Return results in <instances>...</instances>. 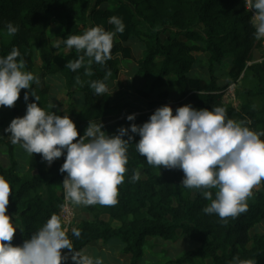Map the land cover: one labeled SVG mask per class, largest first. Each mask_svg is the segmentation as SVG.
I'll use <instances>...</instances> for the list:
<instances>
[{
	"label": "trees",
	"instance_id": "16d2710c",
	"mask_svg": "<svg viewBox=\"0 0 264 264\" xmlns=\"http://www.w3.org/2000/svg\"><path fill=\"white\" fill-rule=\"evenodd\" d=\"M79 4L80 0H0V56L16 47L26 70L34 73L40 63V83L32 84L40 98L37 103L58 115L68 114L79 133L77 139L89 121L102 122V130L114 135L121 126L147 121L160 106H171L175 115L177 107L189 103L209 110L223 106L230 118L264 130L263 44L254 36L244 0H86L80 8ZM112 15L123 19L125 31L114 37L111 59L105 65L93 62L92 75L86 74L85 67L66 68L68 60L82 53L64 54L67 47L55 48L54 35L60 33V39H66L95 25L113 30L108 23ZM9 21L19 30L7 40ZM199 56H206L204 65ZM123 62L132 65L123 71ZM108 71L109 91L94 94L90 82L103 80ZM231 85H235L239 107L224 99ZM26 91L30 93L21 89L14 106H0V175L13 189L7 209L19 228L11 241L14 246L22 245L53 213L61 217L62 182L67 175L59 171L66 153L51 165L40 153L30 154L27 167L17 161V144L11 143L4 129L35 100L30 93L26 102ZM125 94L137 103L123 101ZM133 113L135 120L128 121L126 117ZM131 135L118 202L80 206L84 214L75 216L72 227L80 229V237L72 235V228L68 230L75 249L120 240L125 252L134 256L131 264H138L150 238L166 242L185 238L195 247L178 254L174 264H230L234 257L264 264V234H252L264 221V181L247 199L246 212L226 219L206 214L202 209L210 201L202 190L180 185L181 169L149 165L135 150L139 135ZM134 170H142L145 177L133 181Z\"/></svg>",
	"mask_w": 264,
	"mask_h": 264
},
{
	"label": "clouds",
	"instance_id": "9594fccd",
	"mask_svg": "<svg viewBox=\"0 0 264 264\" xmlns=\"http://www.w3.org/2000/svg\"><path fill=\"white\" fill-rule=\"evenodd\" d=\"M244 4L247 10L255 9L249 19L255 38H264V0H244ZM108 23L114 25L113 30L90 26L82 34L68 35L54 43L55 48L64 44L82 53L78 59L68 60L66 68L76 71L85 67L86 74L92 75L93 62L105 65L111 59L114 37L125 31V24L117 15L110 16ZM6 29L14 35L19 26L9 21ZM110 76L108 71L103 80L90 82L94 94L109 91L105 81ZM33 82L39 84L40 77L26 70L18 48L0 56V106H14L21 89H29L35 98L27 103L25 114L12 119L4 131L10 133L12 144H19L31 155L40 153L49 165L66 153L59 171L67 173L62 182L67 203L113 206L118 202V186L124 180L128 147L134 138L131 134L139 135L135 150L146 157L149 165L181 169L184 176L180 185L202 190L204 198L210 201L202 209L206 214L226 219L246 212L253 187L264 181V130H253L248 122L230 118L223 106L197 109L189 103L177 107L174 115L171 106L163 105L147 121L121 126L114 135L102 130V122L89 121L84 134L77 139L79 133L68 114L58 115L37 103L40 98L32 88ZM30 93H24L26 102ZM126 118L134 121L136 114ZM131 179L140 180V170H134ZM12 191L10 182L0 175V264H62L69 258L73 264H103L101 257L74 248L67 228L55 213L22 245L14 246L11 241L18 225L7 209ZM71 232L77 238L81 235L79 228H72ZM63 249L68 252L62 255ZM230 264L256 261L234 257Z\"/></svg>",
	"mask_w": 264,
	"mask_h": 264
},
{
	"label": "rangeland",
	"instance_id": "374dc122",
	"mask_svg": "<svg viewBox=\"0 0 264 264\" xmlns=\"http://www.w3.org/2000/svg\"><path fill=\"white\" fill-rule=\"evenodd\" d=\"M86 0H80V4H79V8L81 7L82 3H84ZM199 31H202V27H198L197 28ZM55 36L54 41L56 42L58 39H60V33H57ZM4 37L9 40L10 36L8 33H4ZM75 49H65V51L63 52L64 54H68L71 53L72 51H74ZM137 50V49H135ZM138 56L141 55V53H139V50H137ZM262 55H264V46L261 52ZM200 57V58H199ZM199 63L204 65L206 63V56H199ZM37 68H35L34 70V74L36 75H40L41 71H40V63L37 62ZM132 64L130 62H123L121 68L124 70H127V68H129ZM235 89L232 90H228L226 91L225 97L224 99L226 100L227 103H231L236 107H239V100L236 98L235 95ZM127 92V91H126ZM231 92V93H230ZM233 92V93H232ZM234 94V98L232 97V95ZM123 101L126 100H130L132 103H137L136 100L133 99L131 94H125L122 98ZM197 109H201V108H197ZM16 158L17 161L19 163V165L22 167H27L28 163H29V159H30V154L28 152H26L19 144H17V150H16ZM141 172V177L144 178V174L142 172V170H140ZM259 184L254 186L252 189V194L256 193V190L259 188ZM75 206V216L77 214H79L80 216H82V213L80 211L81 208H83V205L80 206ZM105 220H109V218L107 216L103 217ZM76 220V218H75ZM260 225V226H259ZM258 228L252 231V234L255 233H260V234H264V222L262 224H259ZM262 229V230H261ZM106 247V251L107 253L104 256H98L101 257L103 259V264H131L132 259H133V254H129L125 252V246L123 245V243L120 240H114L109 242L108 244L105 245ZM193 247H195V245L193 243H191L189 240L185 239V238H181L178 242H166L163 241L161 239L158 238H150L148 241V244L144 246L143 248V255L139 257V262L138 264H174L173 262L178 259V254H184L186 252H188L190 249H192ZM100 248V245L99 247ZM97 250H100L98 249ZM93 247H87L85 248V250L90 253L92 256L93 255ZM72 261L69 258V260L67 262H63L62 264H71ZM210 264V262H209Z\"/></svg>",
	"mask_w": 264,
	"mask_h": 264
},
{
	"label": "built area",
	"instance_id": "2783aa9c",
	"mask_svg": "<svg viewBox=\"0 0 264 264\" xmlns=\"http://www.w3.org/2000/svg\"><path fill=\"white\" fill-rule=\"evenodd\" d=\"M249 11H250L251 15H253L254 12H255V9H252V10H249ZM260 40L262 41V44L264 46V38H261ZM234 88H235V85H231L228 88V90H232L233 91ZM232 97L234 98V94L232 95ZM61 219H62L63 226L65 228H67V230H69V229H71L73 227L74 222H75V206L70 204V203H67L65 201V198H64V205H63V208L61 210Z\"/></svg>",
	"mask_w": 264,
	"mask_h": 264
},
{
	"label": "crops",
	"instance_id": "0c3cea01",
	"mask_svg": "<svg viewBox=\"0 0 264 264\" xmlns=\"http://www.w3.org/2000/svg\"><path fill=\"white\" fill-rule=\"evenodd\" d=\"M123 71H126V70L123 69ZM120 96H121V94L119 95V97H120ZM263 222H264V221H263ZM263 222H262V223H263ZM262 223H261V224H262ZM259 226H260V225H259ZM259 226H257V227L255 228V230H256ZM261 230H262V229H261ZM18 231H19V228H17L15 232H18ZM99 245H100V248H98ZM90 247H93V248H94V249H93V255H94V257L104 256V255L107 253L105 245L102 244L101 242H98V243H96V244H94V245H91ZM97 248L100 249V250H97ZM65 252H66V251H63V252H62V255H63ZM71 264H73V262H72Z\"/></svg>",
	"mask_w": 264,
	"mask_h": 264
}]
</instances>
